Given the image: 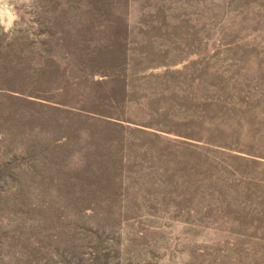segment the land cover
Listing matches in <instances>:
<instances>
[{"label":"rangeland","instance_id":"obj_1","mask_svg":"<svg viewBox=\"0 0 264 264\" xmlns=\"http://www.w3.org/2000/svg\"><path fill=\"white\" fill-rule=\"evenodd\" d=\"M0 264H264V0H0Z\"/></svg>","mask_w":264,"mask_h":264}]
</instances>
